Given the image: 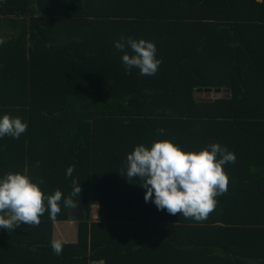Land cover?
I'll return each instance as SVG.
<instances>
[{"label": "trees", "instance_id": "obj_1", "mask_svg": "<svg viewBox=\"0 0 264 264\" xmlns=\"http://www.w3.org/2000/svg\"><path fill=\"white\" fill-rule=\"evenodd\" d=\"M120 36L155 44L154 75L124 74ZM4 113L27 128L0 138V175L62 197L55 218L0 228V264H264V0H0ZM155 140L235 154L205 219L157 210L124 177L126 154Z\"/></svg>", "mask_w": 264, "mask_h": 264}, {"label": "clouds", "instance_id": "obj_2", "mask_svg": "<svg viewBox=\"0 0 264 264\" xmlns=\"http://www.w3.org/2000/svg\"><path fill=\"white\" fill-rule=\"evenodd\" d=\"M113 46L121 52L125 75L135 68L140 75L152 76L161 63L156 56L155 44L150 40L120 36L113 41ZM26 128L27 122L19 117L0 114V138L10 136L17 139ZM157 132L162 133L163 129H157ZM234 161L235 154L218 143L185 152L168 140H155L148 147L138 144L126 154L124 177H138L142 181L139 185L145 189L144 201L151 199L157 210L163 209L173 215L180 213L201 221L215 208V197L227 190L228 178L222 166ZM72 172L73 167L69 165L65 176H71ZM79 192V184L74 180L72 195ZM61 197L59 190L43 195L38 184L24 172L3 173L0 175V228L13 230L22 223L38 224L46 207L49 218H55L61 210ZM63 204L72 207L74 201L64 197ZM50 247L59 255L62 241L52 239Z\"/></svg>", "mask_w": 264, "mask_h": 264}, {"label": "water", "instance_id": "obj_3", "mask_svg": "<svg viewBox=\"0 0 264 264\" xmlns=\"http://www.w3.org/2000/svg\"><path fill=\"white\" fill-rule=\"evenodd\" d=\"M86 218V209L82 205L81 200L74 202V206L69 208L68 211V220L71 221H83Z\"/></svg>", "mask_w": 264, "mask_h": 264}, {"label": "crops", "instance_id": "obj_4", "mask_svg": "<svg viewBox=\"0 0 264 264\" xmlns=\"http://www.w3.org/2000/svg\"><path fill=\"white\" fill-rule=\"evenodd\" d=\"M69 221H71V220H69ZM74 222V221H73ZM63 230H68V231H71V230H74V224H72V223H70V225L68 224V226H65L63 229H62V231ZM63 235V234H62ZM63 237H64V235H63Z\"/></svg>", "mask_w": 264, "mask_h": 264}, {"label": "rangeland", "instance_id": "obj_5", "mask_svg": "<svg viewBox=\"0 0 264 264\" xmlns=\"http://www.w3.org/2000/svg\"><path fill=\"white\" fill-rule=\"evenodd\" d=\"M197 96L200 97V98H201V97L204 98V97H208L209 95H208L207 93H202V92H200V93H197ZM70 235H71V233H70ZM67 237L70 238V236H67Z\"/></svg>", "mask_w": 264, "mask_h": 264}]
</instances>
